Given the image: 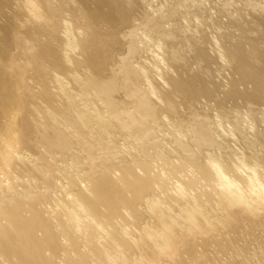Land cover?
Segmentation results:
<instances>
[{
  "label": "bare ground",
  "instance_id": "1",
  "mask_svg": "<svg viewBox=\"0 0 264 264\" xmlns=\"http://www.w3.org/2000/svg\"><path fill=\"white\" fill-rule=\"evenodd\" d=\"M206 2L0 0V264H264V0Z\"/></svg>",
  "mask_w": 264,
  "mask_h": 264
},
{
  "label": "rangeland",
  "instance_id": "2",
  "mask_svg": "<svg viewBox=\"0 0 264 264\" xmlns=\"http://www.w3.org/2000/svg\"><path fill=\"white\" fill-rule=\"evenodd\" d=\"M208 1V3L206 2V7H208L209 5L211 6V7H214L215 5H216V7L218 6H225V5H222V4H224V2L226 1V0H207ZM219 1H221V2H219ZM234 1H236V2H239V3H241V4H247V3H249L250 2V0H234ZM241 1V2H240ZM211 2V3H210ZM215 2V3H214ZM222 3V4H221ZM213 4V5H212ZM215 4V5H214ZM249 4H251V2L249 3ZM211 7H208V8H211ZM228 8H231V7H228ZM226 74V73H225ZM260 125L262 126V124L260 123ZM259 125V126H260ZM242 126H245V123H243L242 122ZM262 258L264 259V255L262 256Z\"/></svg>",
  "mask_w": 264,
  "mask_h": 264
}]
</instances>
